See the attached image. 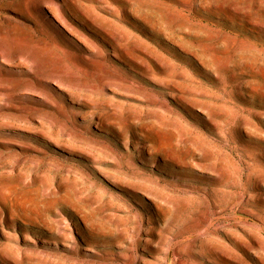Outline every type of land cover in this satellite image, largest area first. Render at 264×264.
I'll use <instances>...</instances> for the list:
<instances>
[{"label": "rangeland", "instance_id": "1", "mask_svg": "<svg viewBox=\"0 0 264 264\" xmlns=\"http://www.w3.org/2000/svg\"><path fill=\"white\" fill-rule=\"evenodd\" d=\"M0 264H264V0H0Z\"/></svg>", "mask_w": 264, "mask_h": 264}]
</instances>
